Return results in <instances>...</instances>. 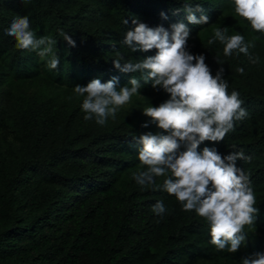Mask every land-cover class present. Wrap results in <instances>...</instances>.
<instances>
[{
  "label": "trees",
  "instance_id": "trees-1",
  "mask_svg": "<svg viewBox=\"0 0 264 264\" xmlns=\"http://www.w3.org/2000/svg\"><path fill=\"white\" fill-rule=\"evenodd\" d=\"M184 2L0 0V264H241L243 257L264 252V34L235 14L233 0H192L203 5L209 17L205 25L188 24L182 11L173 14ZM21 16L29 17L38 38L57 41L58 69L47 67L51 56L18 49L14 37L5 34ZM133 18L153 28L188 24L190 53L203 54L213 75L224 68L228 93L237 91L248 112L223 141H205L198 148H215L222 156L242 150L250 157L237 161V167L250 177L259 212L236 253L217 251L208 223L194 211H183L174 196L142 189L133 179L145 170L134 137L166 134L143 110L159 106L169 94L141 81L136 95L143 99L103 126L84 120V97H70L76 85L93 79L105 83L115 77L118 88L132 76L140 79L139 72L113 67L117 53L133 63L156 54L155 49L133 53L122 44L134 28ZM217 28L254 42L249 53L257 62L244 54L225 56L218 40L209 45ZM36 82L43 84L37 92L24 90ZM160 200L167 209L162 217L151 210Z\"/></svg>",
  "mask_w": 264,
  "mask_h": 264
},
{
  "label": "clouds",
  "instance_id": "clouds-1",
  "mask_svg": "<svg viewBox=\"0 0 264 264\" xmlns=\"http://www.w3.org/2000/svg\"><path fill=\"white\" fill-rule=\"evenodd\" d=\"M233 4L236 15L247 21L253 31L264 34V0H233ZM181 11L186 13L188 24L209 23L200 3L185 0L183 7L173 14ZM196 13H201L199 18ZM160 15L162 19L168 18L164 12ZM123 23L127 25L129 21L125 19ZM131 23L134 28L126 31L122 44L133 53L155 49L156 54L133 63L117 53L113 60L115 69L121 73H141L140 79L132 76L123 87H117L115 77L105 83L93 79L86 86L76 85L75 93L84 97L81 105L84 120L105 125L149 82L154 90L162 89L169 94L170 98L159 106L143 110L150 123L166 134L146 132L134 137L140 145L138 160L145 170L134 173L133 179L142 189L163 190L174 196L183 211H194L208 223L210 243L217 251L236 253L247 239L245 228L254 225L259 212L250 177L237 167V161L250 157L242 150L222 156L215 148L204 147L202 151L198 148L205 141H223L234 125L247 117L243 101L237 91L228 93L222 66L213 75L203 54L190 53L188 24L177 22L169 28L162 25L153 28L138 18H133ZM226 33L227 28H217L208 44L218 40L224 45L225 56L244 54L252 63L257 62L249 53L254 42H245L240 34L228 36ZM5 34L14 37L18 49L34 51L41 58L51 56L47 67L58 69V49L53 53L57 41L48 36L38 38L31 30L28 16L15 18ZM60 35L70 47L76 46L75 40L63 30ZM238 71L243 74L244 69ZM142 127L148 128L149 123ZM158 178H163L162 184L157 183ZM151 210L161 217L167 211L162 200ZM241 264H264V252L243 257Z\"/></svg>",
  "mask_w": 264,
  "mask_h": 264
},
{
  "label": "rangeland",
  "instance_id": "rangeland-1",
  "mask_svg": "<svg viewBox=\"0 0 264 264\" xmlns=\"http://www.w3.org/2000/svg\"><path fill=\"white\" fill-rule=\"evenodd\" d=\"M40 87H43V84H41L40 82H36V83H31V84H26L24 86V90L29 93H35L37 92ZM50 89V88H48ZM71 98H75L76 100H78L81 96H78L75 92L71 94L70 96ZM143 99V96L140 95H134L131 99V101L124 105L118 112H117V116L120 117L122 115V113H124L125 111H127V109H129L131 107L132 104H135L136 101H139Z\"/></svg>",
  "mask_w": 264,
  "mask_h": 264
}]
</instances>
